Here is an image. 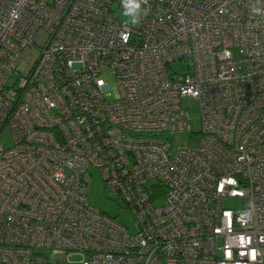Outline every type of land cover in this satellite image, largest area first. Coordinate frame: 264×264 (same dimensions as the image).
<instances>
[{"label": "built area", "instance_id": "built-area-1", "mask_svg": "<svg viewBox=\"0 0 264 264\" xmlns=\"http://www.w3.org/2000/svg\"><path fill=\"white\" fill-rule=\"evenodd\" d=\"M141 9L0 0V264H264V0ZM90 167L135 231L88 203Z\"/></svg>", "mask_w": 264, "mask_h": 264}, {"label": "rangeland", "instance_id": "rangeland-1", "mask_svg": "<svg viewBox=\"0 0 264 264\" xmlns=\"http://www.w3.org/2000/svg\"><path fill=\"white\" fill-rule=\"evenodd\" d=\"M117 11L119 17L128 20L131 18L125 16V11ZM169 69L179 74H183L187 71L185 62L170 64ZM102 76L106 82L111 84L112 87L115 86L113 76L110 72H104ZM105 96L110 99L113 98V94L110 91H106ZM182 104L189 112L191 131L199 134L201 130V119L199 115L198 101L192 97H185L182 99ZM164 137L170 141L172 149H175L179 145H186L189 141V133L186 131L175 133L166 132ZM88 173L89 175L86 191V200L88 203L108 216L114 217L118 222L125 225L130 231H135L136 218L134 212L124 205L123 201L118 195L106 189L99 169L90 167L88 169ZM154 203L155 205L160 206L164 203V201L162 198H160L154 201ZM224 204L229 207H235L238 205V202L233 199H226ZM71 259L74 262L72 264H78L76 262L79 259L78 255L72 256Z\"/></svg>", "mask_w": 264, "mask_h": 264}, {"label": "clouds", "instance_id": "clouds-1", "mask_svg": "<svg viewBox=\"0 0 264 264\" xmlns=\"http://www.w3.org/2000/svg\"><path fill=\"white\" fill-rule=\"evenodd\" d=\"M125 8V16L131 17V22L136 24L139 22L140 13L142 11L141 5L146 3V0H122Z\"/></svg>", "mask_w": 264, "mask_h": 264}, {"label": "trees", "instance_id": "trees-1", "mask_svg": "<svg viewBox=\"0 0 264 264\" xmlns=\"http://www.w3.org/2000/svg\"><path fill=\"white\" fill-rule=\"evenodd\" d=\"M164 191V190H163Z\"/></svg>", "mask_w": 264, "mask_h": 264}]
</instances>
